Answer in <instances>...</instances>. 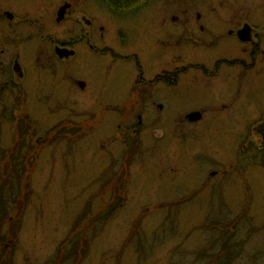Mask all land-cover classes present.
Returning a JSON list of instances; mask_svg holds the SVG:
<instances>
[{"label": "rangeland", "instance_id": "374dc122", "mask_svg": "<svg viewBox=\"0 0 264 264\" xmlns=\"http://www.w3.org/2000/svg\"><path fill=\"white\" fill-rule=\"evenodd\" d=\"M49 1H54V8L61 4V0ZM230 1L233 0H147L145 8L127 16L112 13L101 0H70V21L53 30L59 40L70 37L75 42L70 81L59 77L63 71L56 78L41 64L22 59L21 84L28 90L26 110L21 116L26 114L27 120L15 115L17 120L8 121L2 115H10L0 109V186L13 185L20 190L16 201L5 196V202L15 206L0 221L2 262L192 263L195 253L207 242L204 214L208 209L216 212L217 206L221 211L226 205L230 211L238 207L240 212L234 214L246 215L250 223L246 226L247 238L236 245H241L240 260L232 264H264V167L246 168L244 162L241 167L236 154L242 146V136L256 120L228 119L230 110L206 120L210 109L204 120H179L188 109L211 107L233 94L241 95L234 105L237 111L244 112L248 104L261 105L264 70L257 79L252 78L255 81L248 82L245 92L242 84L237 93L231 81L215 82L213 89H207L182 79L175 87L162 88L157 93L164 96L165 109L159 114L160 120H154L155 115L148 108L94 106L99 89L106 95L120 97L132 88L135 73L129 62L118 58L113 63L108 54L89 50L85 39L78 42L80 31L90 29L86 26L88 20L94 47L107 46L114 55L130 54L132 43L141 38V27L149 20L159 19L146 17L151 7L157 13L163 6L173 10L180 5ZM19 4L25 6L28 21L38 19L47 8L40 0H0V10L11 7L20 12ZM101 26L102 32L98 30ZM101 33L104 40L100 39ZM142 47L145 49L139 50L141 63L147 66L148 61L155 62L159 51L149 53L148 45ZM34 49L35 42H28L26 52ZM152 68L158 71L161 63L155 62ZM234 68L235 72L240 70L239 66ZM74 80L85 83L83 91L78 90ZM68 86L70 92H65ZM41 89L49 98L48 104L43 103V98L37 99L36 93ZM115 110L123 112L122 120L115 118ZM250 112V117H254L256 110L251 108ZM136 114L142 116L140 124ZM118 124L135 125L139 149L126 152V146L116 139ZM20 143L25 146L24 155L21 159L10 158L20 150L16 151ZM133 155L135 159L126 165ZM119 156L126 166L120 182L117 170L112 168L117 167ZM14 165L18 173L12 168ZM210 171L218 174L210 176ZM76 237L77 260L69 259L68 263V247Z\"/></svg>", "mask_w": 264, "mask_h": 264}, {"label": "flooded vegetation", "instance_id": "af4514ba", "mask_svg": "<svg viewBox=\"0 0 264 264\" xmlns=\"http://www.w3.org/2000/svg\"><path fill=\"white\" fill-rule=\"evenodd\" d=\"M40 1L47 8L43 15L33 21L27 20L25 6L21 4H19L20 12L11 7L7 10H0V109L4 114L10 115V117L2 115V118L6 116L8 121L17 120L15 115L21 117L19 120H27L26 114L21 116L26 110L28 90L21 84L23 81L21 78L24 77L22 59H32L36 64H41L56 78L59 75L57 73L63 71L59 77L70 81V56L60 58L56 49L70 51L75 42L70 41V37L59 40L53 32L54 28L70 21L72 7L67 9L62 22H56L59 7L65 3L70 4V0H61L58 8L51 5L54 1ZM234 2L236 4H233ZM167 8L169 7L163 6L157 13L152 7L148 10L146 17L151 19L157 16L159 19L149 20L141 27L140 40L132 43L133 51L126 55L120 53L114 55L107 51V46L97 47L95 45L94 47L90 43L91 22L86 20V26L90 29L80 31L78 42L85 39L89 50L105 56L108 54L113 63L118 61V58H121L122 62H129L135 73L132 88L127 89L120 97L106 95L99 89V94L95 99L96 104L94 103L95 107L98 109L143 107L144 110L148 108L155 115L154 120H160L159 114L164 111L166 104L164 96L157 93L162 88L175 87L182 79L190 83L189 85H202L207 89H213L215 82L224 84L231 81L235 84L237 93L240 92L242 84H244L243 92H245L248 82L255 81L252 78L257 79L264 70L262 65L264 61V0H233L229 4L180 5L173 10H166ZM132 14L135 13L130 12L126 15ZM48 26H53V28ZM98 30L102 32L104 28L101 26ZM103 35L100 34L102 40H104ZM28 42H35V49L30 53L26 52ZM144 45L149 46V53L159 51V56L155 61L161 63L158 71H153L152 67L155 63L153 61H148L147 66L141 63L139 55L142 51L139 50ZM235 66H239L240 70L235 72ZM144 75L147 76L146 79ZM188 77L194 79L191 81ZM79 81L81 80L73 82L79 88L78 90L83 91L85 83L84 87H80ZM65 90V92H70V86ZM38 91L37 99L43 98V103L48 104L49 98L43 94L44 91L42 89ZM240 96V94L237 96L233 94L228 99L222 98L227 99L226 101L216 102L211 107L199 106L188 109L189 111L186 110L179 120H185L188 123L196 122L190 121L189 116L193 113L198 114L197 120H204L208 113L206 120L211 117L214 119L224 110H230L227 118L231 120H256L250 130H247L248 135L246 132V136H242L243 143L237 149L236 154L244 158L246 168L249 166L264 167V91L261 105L248 104L244 112L237 111V107H234L239 102ZM132 99H134V104H131ZM251 108L256 110L252 118L250 117ZM213 111L215 112L212 113ZM113 113L117 120H122L125 116L120 110H115ZM141 117L140 114H136L137 124ZM117 130L116 139L123 145H127L130 141L133 149L139 146L134 137L138 131L134 124L130 126L118 124ZM23 143L17 146L16 151L19 148L20 150L10 158L20 157L21 159L25 153L24 144L26 143ZM251 156H255V160L252 161ZM120 160L121 156H119L117 165L119 174L123 168ZM19 165L22 167L20 162ZM15 166L12 168L16 169ZM20 167L19 171H21ZM215 172L217 175L218 172Z\"/></svg>", "mask_w": 264, "mask_h": 264}, {"label": "trees", "instance_id": "16d2710c", "mask_svg": "<svg viewBox=\"0 0 264 264\" xmlns=\"http://www.w3.org/2000/svg\"><path fill=\"white\" fill-rule=\"evenodd\" d=\"M102 3L114 14H125L130 12H138L137 10H140L142 6H144L147 3V0H101ZM128 144L125 145L128 149L126 152L130 153V150L133 149L132 142H127ZM136 149H139L138 146H135ZM241 157V156H237ZM124 158L121 157V161H123ZM134 159V155L131 158V160L127 161L126 165L129 163H132ZM251 160H255V156H251ZM238 165L243 167L242 161L237 159ZM125 165V164H124ZM126 167V166H123ZM117 172V171H115ZM16 173H18V170L16 169ZM126 171H121L120 174L117 172L118 181L120 182V179L124 176ZM114 176V175H113ZM18 182V180H17ZM14 186H6L4 188V185L0 186V221L6 217V215L10 212L11 208L13 210V206L11 204L13 202L6 203L5 200H7L6 197L11 198L12 201H16L18 199V195L20 193L19 187L15 188V194ZM4 192V193H3ZM6 196V197H5ZM223 202V201H220ZM218 205V203H217ZM236 208V207H235ZM238 207L235 211H230L226 205L222 206L221 211L218 210L214 212L212 209H208V211L204 214L205 221L203 225V231L205 235L207 236V242L210 244L209 246H205L200 250L199 252L195 253L196 260L192 259V263L188 264H232L234 261L237 262L238 260V254H239V247L236 248V245L240 241H245L248 234H246L247 227L250 225L249 221L246 220V215H240V214H234L238 211ZM233 215V216H232ZM216 234V235H214ZM212 235V239L209 240L210 236ZM3 240L2 236H0V241ZM79 239L76 237L73 239V241H70L69 244V250L70 254H66L65 261H68L69 259L71 261L77 260V252L76 248H78ZM209 248V249H208ZM70 256V258H69ZM2 257L0 256V264H11L8 260H4L2 262ZM181 259H177L179 261ZM176 261V262H177Z\"/></svg>", "mask_w": 264, "mask_h": 264}, {"label": "water", "instance_id": "95a60500", "mask_svg": "<svg viewBox=\"0 0 264 264\" xmlns=\"http://www.w3.org/2000/svg\"><path fill=\"white\" fill-rule=\"evenodd\" d=\"M71 7V4L69 3H65L63 4L62 6L59 7L58 11H57V15H56V22H61L63 19H64V16L66 14V11L67 9H69ZM57 51V55L60 57V58H63V57H72L74 55V51L73 50H70V51H66L64 49H56ZM78 85L80 87H84V83L83 82H78ZM190 121H198V114L197 113H193L191 114L190 116ZM141 120H138V124H140ZM211 175H214L215 172H211L210 173Z\"/></svg>", "mask_w": 264, "mask_h": 264}, {"label": "bare ground", "instance_id": "6f19581e", "mask_svg": "<svg viewBox=\"0 0 264 264\" xmlns=\"http://www.w3.org/2000/svg\"><path fill=\"white\" fill-rule=\"evenodd\" d=\"M240 161L244 162V158L243 157H237ZM112 168L116 169L117 170V167L116 166H113ZM218 202H220V200H218ZM217 202V203H218ZM224 203V201H223Z\"/></svg>", "mask_w": 264, "mask_h": 264}]
</instances>
